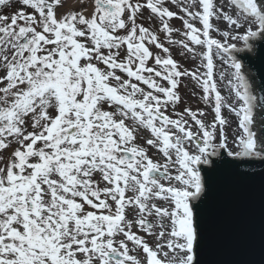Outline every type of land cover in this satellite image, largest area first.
Wrapping results in <instances>:
<instances>
[{"label":"snow or ice","instance_id":"obj_1","mask_svg":"<svg viewBox=\"0 0 264 264\" xmlns=\"http://www.w3.org/2000/svg\"><path fill=\"white\" fill-rule=\"evenodd\" d=\"M66 2L0 0V264H203L210 158L264 161V96L228 43L264 38V0ZM183 78L212 121L177 111Z\"/></svg>","mask_w":264,"mask_h":264},{"label":"water","instance_id":"obj_2","mask_svg":"<svg viewBox=\"0 0 264 264\" xmlns=\"http://www.w3.org/2000/svg\"><path fill=\"white\" fill-rule=\"evenodd\" d=\"M251 44V53L237 56L251 71L249 83L260 97L264 96V38ZM221 153L210 158L221 167L214 175L206 204L203 264H264V161L241 164L240 172L247 175H239L224 164L232 158L225 150ZM211 167L201 165L202 175Z\"/></svg>","mask_w":264,"mask_h":264},{"label":"rangeland","instance_id":"obj_3","mask_svg":"<svg viewBox=\"0 0 264 264\" xmlns=\"http://www.w3.org/2000/svg\"><path fill=\"white\" fill-rule=\"evenodd\" d=\"M70 1H75V3L72 6L68 7L67 4ZM66 9L68 11L79 10L78 0H67ZM172 10H174V11L176 10L174 8V6H173ZM11 11H13V9H9V12H11ZM144 15L148 16V12L145 11ZM142 22L144 23V25L146 27H148V26H153L154 27V23H155V22H153V24L150 25L148 21H142ZM213 23L215 24L216 22L213 21ZM170 24L173 27H175V28L182 29V21L179 20V19L174 18L170 22ZM196 26L198 28H202V25H200V24H197ZM242 32H243V30H241V33ZM158 34L161 35V38L163 40L164 39L163 34H160V33H158ZM210 35L213 38L220 39L223 42V38L221 37V35L218 32L210 31ZM174 38L178 39L180 37L178 35H175ZM164 42H165L166 46H169V45H167V41L166 40ZM241 42H242L241 40H231L230 37L228 39V43H233V44H236V45H240ZM196 47H199V46H196ZM252 47H253V45L251 44L250 50H249L250 53L253 50ZM170 48H171V51L173 53L174 58L179 60L180 63L183 64L184 68H188V69H193L194 70L196 65H198L200 63L199 60H196L195 62H193L190 55L187 57V59H181V57L178 54L177 46L172 45V46H170ZM236 54L237 53H235V55L234 54L233 55L239 60V57L236 56ZM239 62L242 64L241 60H239ZM214 64L216 65V69H223V70H227L228 72L232 71V69L229 68L228 64H222L221 63L220 58H215L214 59ZM101 67H103V66H101ZM242 71H243L246 79L248 80L250 78L249 74L251 73V71L248 68L243 67V64H242ZM215 78L218 80V87L221 89L222 94L226 96L228 94L227 80H225L222 83H220L219 82V78H218V73L216 74ZM248 82H249V80H248ZM251 85H252V82H251ZM179 93H180V96H181V102L179 103V105L177 107V111H183V109L185 107H190L194 111L197 110V109H203L207 113V115L205 117H202V119H204V120H206L208 122L213 120V115L214 114L212 113L211 109L209 107H206L203 104V102L201 101L200 96H201L202 93H201L200 89L198 88V86L195 84L194 80H191L190 78H183V83H182L181 87L179 88ZM193 93H195V95ZM257 112H258V110H257ZM223 114L227 115V112L225 111ZM190 123H191V121H190ZM235 123H236L235 122V118L233 117L231 126L226 128V131H227V133L229 135V147L230 148L234 147L232 145V143H231V140H232V132L235 129ZM145 134L147 135V133H145ZM138 142L141 143V144L144 143L143 139L139 140ZM154 152H155L154 149H149V155L150 156H153ZM0 166H2V165H0ZM139 234L142 235V233H139ZM149 242L151 243V240Z\"/></svg>","mask_w":264,"mask_h":264},{"label":"bare ground","instance_id":"obj_4","mask_svg":"<svg viewBox=\"0 0 264 264\" xmlns=\"http://www.w3.org/2000/svg\"><path fill=\"white\" fill-rule=\"evenodd\" d=\"M74 3H75V1H70V2L67 4V6L70 7V6H72ZM257 39H259V38H256V39H250L247 47H245L244 42L242 41L240 45H236V47H237L238 49H241V50H240V51H235V52H233V54H234V55H235V53L238 54V52H239V53H240V52H249V50H250V46H251V43H252L254 40H257ZM237 54H236V56H237ZM239 60H240V59H239Z\"/></svg>","mask_w":264,"mask_h":264}]
</instances>
